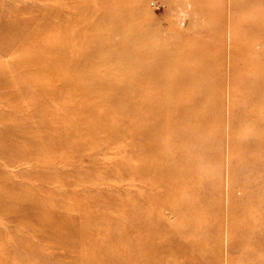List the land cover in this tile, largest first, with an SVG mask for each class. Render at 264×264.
<instances>
[{"label":"rangeland","instance_id":"rangeland-1","mask_svg":"<svg viewBox=\"0 0 264 264\" xmlns=\"http://www.w3.org/2000/svg\"><path fill=\"white\" fill-rule=\"evenodd\" d=\"M143 255L264 264V0H0V264Z\"/></svg>","mask_w":264,"mask_h":264},{"label":"bare ground","instance_id":"bare-ground-1","mask_svg":"<svg viewBox=\"0 0 264 264\" xmlns=\"http://www.w3.org/2000/svg\"><path fill=\"white\" fill-rule=\"evenodd\" d=\"M181 140H182V138H181ZM188 152H189V151H188ZM181 153H182V152H181ZM178 154H179V153H178ZM241 164H242V163H241ZM241 164H239V166H241ZM242 166H243V165H242ZM242 166H241V167H242ZM146 168H147V167H146ZM149 168H150V167H149ZM242 168L245 169L244 166H243ZM242 168H241V169H242ZM147 172H148V170H146L145 173H147ZM145 175H146V174H145ZM147 175H148V174H147ZM246 183H249V182H246ZM230 185H231V184H230ZM261 186H262V185H261ZM229 187H230V186H229ZM257 189L260 190V188H257ZM188 191H189V190H188ZM258 192H259V191H258ZM189 193H190V192H189ZM205 195H206V194H205ZM261 195H262V194H261ZM249 197H251V196H249ZM227 198H228V197H227ZM174 200H175V199H174ZM134 201H135V200H134ZM188 202H189V201H188ZM188 202H187V203H188ZM189 203H190V202H189ZM135 204H136V203H135ZM175 204H176V201H175ZM179 204H180V202H179ZM176 205H177V204H176ZM175 207H178V206H175ZM180 207H181V206H180ZM183 208H184V207H183ZM174 209H176V211H177V208H174ZM178 209H179V208H178ZM180 209H181V211H182V208H180ZM180 209H179V210H180ZM139 210H140V209H139ZM139 210H137V211H139ZM179 210H178V211H179ZM184 212H185V210H184ZM178 213H179V212H178ZM180 213H181V212H180ZM182 213H183V212H182ZM177 223L179 224V221H178ZM136 226H137V225H136ZM177 226H178V225H177ZM147 234H148V233H147ZM150 235H151V234H149L148 236H150ZM168 241H169V240H168ZM167 243H169V242H167ZM171 244H172V243H171ZM171 244H168V245H171ZM173 244H174V243H173ZM153 245H154V244H153ZM155 245H156V244H155ZM157 245H160V244H157ZM179 245H180V243H179ZM183 245H185V244H183ZM172 246H173V245H172ZM170 247H171V246H170ZM170 247H169V248H170ZM178 247H181V245L178 246ZM140 248H141V247H140ZM138 249H139V248H138ZM138 249H137V250H138ZM176 249H178V248H176ZM179 249H180V248H179ZM138 251H139V250H138ZM146 251H147V250H146ZM151 251H152V250H149V252H151ZM153 251H154V250H153ZM153 251H152V252H153ZM177 251H178V250H177ZM152 252H151V253H152ZM175 252H176V251H175ZM180 252H181V251H180ZM166 253L169 254V251H167ZM172 253H173V252H172ZM182 253H183V252H182ZM144 254H146V252H145ZM168 254H167V256H168ZM178 254H179V253H178ZM180 254H181V253H180ZM154 255H155V254H154ZM171 255L173 256L174 254H171ZM183 255H184V254H183ZM143 256H145V255H143ZM147 256L150 257V255H148V253H147ZM147 256H145L144 259H146L145 261H147L148 264H149V263H150V260H149V261L147 260V259H149ZM152 256H153V254H152ZM152 256H151V259L154 258V257H152ZM155 256L157 257V255H155ZM164 256H165V255H164ZM176 256L179 257L180 255H176ZM139 257H140V256H139ZM133 258L135 259V256H132V259H133ZM136 258H137V257H136ZM179 258H180V257H179ZM190 258H191V257H189V259H190ZM140 259H141V257H140ZM159 259H160V257H159ZM162 259H163V258H162ZM157 260H158V258H157ZM155 261H156V260H155ZM155 261H154V262H155ZM142 262H143L144 264H147V263L144 262V260H143V261L141 260V263H142ZM151 262H152V261H151ZM159 262H160V260H159ZM163 262H164V261H163ZM170 262H171V261H170ZM181 262H182V261H181ZM150 264H152V263H150ZM153 264H154V263H153ZM170 264H171V263H170ZM172 264H173V263H172ZM178 264H180V263H178Z\"/></svg>","mask_w":264,"mask_h":264}]
</instances>
